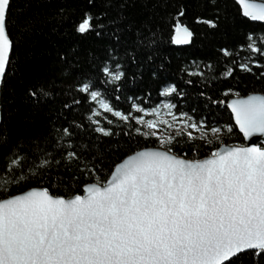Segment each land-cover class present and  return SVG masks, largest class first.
Returning a JSON list of instances; mask_svg holds the SVG:
<instances>
[{"label": "snow or ice", "instance_id": "6c2138e0", "mask_svg": "<svg viewBox=\"0 0 264 264\" xmlns=\"http://www.w3.org/2000/svg\"><path fill=\"white\" fill-rule=\"evenodd\" d=\"M35 2L23 0L20 7L19 0H0V264H264V143L250 141L254 134L264 137V94L241 96L239 85L225 89V97L235 95L226 103L234 124L211 126L206 117L197 121L176 111L172 100L186 99L176 84L162 83L169 102L159 107L133 102L126 112L102 98L101 88L122 93L129 80L135 83L156 64L165 27L171 44L194 42V29L182 22L187 7L164 17L152 0H143L146 15L135 21L125 15L135 0H87L72 31L107 37L103 47L82 49L72 42L58 48L49 75L25 83L17 50L49 23L59 32L73 14L61 8L55 17L24 16ZM236 2L250 26L216 48L217 62L232 66L205 76L212 62H200L201 69L192 61L183 70L206 86L217 76L233 77L237 68L253 75V65L264 68V29L256 27L264 25V0ZM229 5L202 0L199 7L211 15H196L194 23L213 32L223 26L227 35L239 23ZM151 76L157 79V71ZM18 87L24 91L18 94ZM88 100L119 123L105 117L104 126L95 109L75 119ZM161 127L174 134H162ZM237 129L249 142L225 144V133ZM121 136L129 149L140 138L154 139L156 146L139 147L109 166L108 158L124 148ZM104 138H116L115 148L101 147ZM178 146L193 158L174 151ZM203 149L207 155L198 158ZM53 171L56 185L49 179ZM60 185L71 191L64 194Z\"/></svg>", "mask_w": 264, "mask_h": 264}, {"label": "trees", "instance_id": "16d2710c", "mask_svg": "<svg viewBox=\"0 0 264 264\" xmlns=\"http://www.w3.org/2000/svg\"><path fill=\"white\" fill-rule=\"evenodd\" d=\"M156 2L160 5L157 11L164 17H168L178 11L181 4L187 7V14L182 22L194 29L196 33L194 42L185 46L171 44L168 40L167 27H165V35L156 64L146 68L143 71L142 78H138L135 83L129 80L122 93H116L111 88H101L102 98L108 100L113 107L126 112L133 111L130 108L133 102L140 103L142 101L144 106L158 107L163 102H169L168 99L164 98L161 94L162 83L176 84L178 88L186 93V99L175 98L172 100L173 103L177 104V112H189L197 121L202 116L206 117L210 126L213 122L220 125L229 123L234 124L232 113L226 106V103L235 95L233 94L225 97L223 95L224 90L229 87L236 88V86L239 85L237 91H239L241 96H246L254 92L264 94V77L259 76L260 72H264V68H256L253 65V71L256 73L255 75L241 72L237 68L233 77L220 79L217 76L214 82L207 86L199 77H190L187 72L183 70L186 69L192 61H197L201 69H203V63L200 62H212L213 69H205V76H210L213 72L224 71L226 68L231 67V61L222 63L217 62L216 48L223 45L226 41L237 39L239 33L250 26L248 18L238 15V13L242 11L240 6L234 0H230V11L232 15L237 16L239 23L235 29H229L228 34L224 35L223 26L220 30L213 32L207 25L194 23V17L196 15H211L210 12H205L199 7L202 0H152V3ZM97 3L100 4L101 0H97ZM152 3L149 4L150 8L152 7ZM19 6H23V0H19ZM86 6L87 0H36L32 8L24 14V16H30L33 12H36L42 17H55L58 10L61 8L73 13L71 18L60 27L59 32H54L53 24L49 23L47 26L43 27L42 30L38 29L35 31L24 48L17 50L20 57V64L18 67L20 75L25 83H35L49 75V70L53 65L54 56L58 48H66L72 42L79 43L82 49L100 50L103 47L107 37H105L104 40H99L94 34L77 36L72 31L73 24L80 19ZM125 15L129 20L133 21L143 19L146 15L143 7V0H135L134 6L129 7ZM23 18V16L19 17L20 20H23ZM126 22L127 21H125V23ZM121 26H123V24ZM256 27L257 31L264 29V25L259 23H257ZM241 55L247 59L250 54L245 51L241 53ZM161 63H163L164 67L158 68L157 66ZM153 70L157 71V79H153L151 76ZM193 70H195V68H193ZM129 71L131 73L136 70L130 69ZM189 79L193 80V84L188 85L186 83ZM22 91H24V89L17 88L18 94ZM201 92L206 93V96L211 97L212 100L221 101L222 103H211L205 96L200 95ZM149 93L151 94V99H149ZM117 95L121 97L119 101L115 99ZM130 96H135L138 99L135 101L129 100L128 97ZM60 103L61 101H57L56 106L59 107ZM93 109L97 112L96 118L100 119L104 126H109L105 121V117L113 120L114 123H119L111 114L105 113L102 109L98 108L97 103L90 100L77 109V113L79 114H75V119L82 120L83 115L90 114ZM192 109H196V111L193 113ZM67 115L69 118H73L74 113L69 112ZM42 123V121L37 120L38 127ZM17 127H20L18 122ZM172 133L174 134V132ZM241 135L242 134H239L237 129L233 134L225 133L223 141L225 144L245 143V140L241 139ZM119 142L124 145V148L121 151H115L113 155L108 158L109 166L119 162L124 155L130 154V151H134L139 147L156 146L154 139L146 142L143 138H140L138 143L136 140H133L131 141V149H129L128 142L123 136L119 137ZM197 143H199V141H197ZM115 144L116 138H104L101 147L104 145H111L114 149ZM181 147L182 146H178L174 151L178 154L187 153L188 158H193V154L189 152L187 148H183V152H181ZM207 152V149H203L198 158H203L207 155ZM49 179L54 185L58 184L57 173L55 171L52 172ZM60 187L64 194H68L71 191V188H66L64 185H60Z\"/></svg>", "mask_w": 264, "mask_h": 264}, {"label": "rangeland", "instance_id": "374dc122", "mask_svg": "<svg viewBox=\"0 0 264 264\" xmlns=\"http://www.w3.org/2000/svg\"><path fill=\"white\" fill-rule=\"evenodd\" d=\"M163 103H167V102H163ZM160 106V105H159ZM158 106V107H159ZM148 118H155V117H151V116H148V117H146V119H148ZM164 118H166V113H165V111H161V115H160V119H164ZM189 130H191V129H189ZM159 131L162 133V134H168V132H170V131H172V132H174V130H172V129H166L165 127H161L160 129H159ZM194 135H196V136H199V133L198 132H194Z\"/></svg>", "mask_w": 264, "mask_h": 264}, {"label": "water", "instance_id": "95a60500", "mask_svg": "<svg viewBox=\"0 0 264 264\" xmlns=\"http://www.w3.org/2000/svg\"><path fill=\"white\" fill-rule=\"evenodd\" d=\"M236 2V0H234ZM238 4V3H237ZM239 5V4H238ZM185 46V45H184ZM251 94H263V93H258V92H254V93H251ZM232 98H235V96H233ZM231 98V99H232ZM230 110V109H229ZM231 112V110H230ZM233 116V115H232ZM233 119H234V116H233ZM250 141L251 142H254V143H264V137L260 136V134H254V136L252 138H250ZM249 141H245V143H248ZM231 145V144H229Z\"/></svg>", "mask_w": 264, "mask_h": 264}]
</instances>
